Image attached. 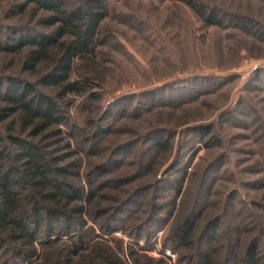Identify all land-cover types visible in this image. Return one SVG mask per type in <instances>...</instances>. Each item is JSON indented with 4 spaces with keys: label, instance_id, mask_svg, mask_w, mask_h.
<instances>
[{
    "label": "rangeland",
    "instance_id": "rangeland-1",
    "mask_svg": "<svg viewBox=\"0 0 264 264\" xmlns=\"http://www.w3.org/2000/svg\"><path fill=\"white\" fill-rule=\"evenodd\" d=\"M58 1L74 9L84 0ZM192 1L218 24L183 0H105L102 44L69 73L88 89L62 95L40 84L56 49L30 69L28 48L5 50L24 33L54 35L49 14L0 0V80L32 83L66 116L35 135L18 115L3 117L0 104L8 166H18L8 136L19 137L82 192L69 205L82 216L37 227L27 261L0 230V264H196L200 255L244 264L252 244L264 264V0ZM73 219L83 224L65 229ZM186 221L193 228L179 243L173 233Z\"/></svg>",
    "mask_w": 264,
    "mask_h": 264
},
{
    "label": "trees",
    "instance_id": "trees-1",
    "mask_svg": "<svg viewBox=\"0 0 264 264\" xmlns=\"http://www.w3.org/2000/svg\"><path fill=\"white\" fill-rule=\"evenodd\" d=\"M22 7L33 5L36 9L48 13L45 20L47 26H55L54 35L24 33L12 38L13 44L5 50L14 52L28 48L27 68H32L50 49H56L58 56L49 73L44 75L40 84L44 87L60 89L62 95H80L88 89V81H70L69 73L74 59L90 58L102 43L99 28L105 19L103 8L105 0H84L83 5L74 9H64L58 0H20ZM175 1V0H158ZM198 18L209 25H217L218 17L213 11L207 12L195 5L192 0H183ZM1 49V48H0ZM3 50V49H1ZM0 104L2 116L7 118L18 115L24 127H30L32 133L38 135L51 127L66 124V116L61 106L49 95L36 89L35 85L17 78L0 80ZM206 128L201 133L206 134ZM153 138L155 146L164 143ZM10 145L16 151V165H9L2 149L3 138L0 136V230L18 240L25 249L27 261L34 252V230L37 227L49 229L58 218L66 217L67 213L82 216L81 208L72 212L69 205L80 201L81 191L67 184V171L56 167L55 160L50 162L43 149L19 137L8 136ZM47 203L48 206H44ZM69 207V208H68ZM61 224V223H60ZM58 224V225H60ZM83 224L73 219L65 229H75ZM61 226V225H60ZM192 223L186 221L173 233L179 243L185 241L191 231ZM206 227L205 235L207 230ZM204 235V237H205ZM1 242V239H0ZM255 247L253 244L246 250L244 264H256ZM196 264H209L205 255H200Z\"/></svg>",
    "mask_w": 264,
    "mask_h": 264
}]
</instances>
